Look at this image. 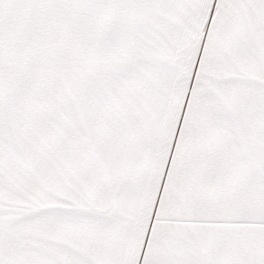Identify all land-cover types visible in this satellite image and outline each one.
Masks as SVG:
<instances>
[{
  "label": "snow or ice",
  "instance_id": "6c2138e0",
  "mask_svg": "<svg viewBox=\"0 0 264 264\" xmlns=\"http://www.w3.org/2000/svg\"><path fill=\"white\" fill-rule=\"evenodd\" d=\"M0 264H264V0H0Z\"/></svg>",
  "mask_w": 264,
  "mask_h": 264
}]
</instances>
